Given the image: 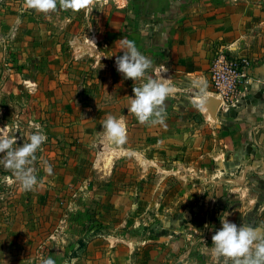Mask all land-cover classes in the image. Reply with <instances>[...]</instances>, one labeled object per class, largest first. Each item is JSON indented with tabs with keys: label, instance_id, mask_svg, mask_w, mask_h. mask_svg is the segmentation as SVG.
<instances>
[{
	"label": "rangeland",
	"instance_id": "rangeland-1",
	"mask_svg": "<svg viewBox=\"0 0 264 264\" xmlns=\"http://www.w3.org/2000/svg\"><path fill=\"white\" fill-rule=\"evenodd\" d=\"M223 1L84 0L75 11L58 4L43 13L24 0H0V134L16 145L35 131L47 137L35 153L31 190L0 165V264H39L47 256L56 264H233L211 253L222 215L264 237V174L253 129L260 114L242 118L249 144L217 128L232 109L256 102L244 97L242 106L240 91L217 119L207 116L195 99L216 97L211 77L202 80L201 96L198 80L181 74L194 67L176 63L167 48L193 6ZM122 37L152 60L143 79L163 71L176 85L163 124L141 123L127 111L141 80L117 71ZM211 42L209 66L225 51ZM107 114L126 122L119 147L104 136ZM249 148L259 158L245 164L247 176L244 166L230 172L215 163Z\"/></svg>",
	"mask_w": 264,
	"mask_h": 264
},
{
	"label": "clouds",
	"instance_id": "clouds-1",
	"mask_svg": "<svg viewBox=\"0 0 264 264\" xmlns=\"http://www.w3.org/2000/svg\"><path fill=\"white\" fill-rule=\"evenodd\" d=\"M83 3L84 0H24L26 8L43 13L55 11L58 4L65 10L75 11ZM120 49L122 54L115 58L117 71L125 80H141L139 85L132 87L133 95H129L127 111L133 113L141 123L163 124L165 100L175 91L176 85L170 77L162 75L163 71L158 78L143 79L153 62L137 48L133 40L120 38ZM194 84L202 96L204 82L194 81ZM101 125L111 146L119 147L126 142V122L123 118L107 114ZM46 139L42 131H35L25 142L16 145L14 137L0 134V165L12 171L15 181L25 191L37 184L35 153ZM44 167L46 172H52V165L47 161ZM221 217V226L215 229L211 237L212 255L229 258L233 264H264V237L259 236L251 226L237 224L224 215ZM39 264H56V261L52 256H47Z\"/></svg>",
	"mask_w": 264,
	"mask_h": 264
},
{
	"label": "crops",
	"instance_id": "crops-1",
	"mask_svg": "<svg viewBox=\"0 0 264 264\" xmlns=\"http://www.w3.org/2000/svg\"><path fill=\"white\" fill-rule=\"evenodd\" d=\"M196 7V8H194ZM195 10L200 12L194 14ZM191 14L185 18L186 24L183 29H179L176 37H171L167 48L176 52V63L194 67L187 69L181 74L193 76L194 79L202 81L210 77V59L213 57V47L206 45L207 41L222 45L225 52L234 58L253 59L251 65L245 71V79L250 83L246 87V92L242 88L239 97L240 104H243L244 97L256 102L248 109H232L230 120L225 123V119H219L224 125L217 126L220 130L227 129L229 135L234 132L233 137L236 144H249L251 141L246 137V123L242 119L246 112L260 114V129H257L260 141V175L264 174V0H224L223 3L211 5L201 4L193 6ZM188 17H191L190 19ZM211 48V49H210ZM215 48V47H214ZM217 48V47H216ZM212 64V63H211ZM170 75V72H169ZM211 80V79H210ZM244 89V90H243ZM230 101V100H229ZM232 101V99H231ZM243 106V105H242ZM245 107V106H244ZM235 115V120L233 117ZM224 117V116H223ZM225 118V117H224ZM238 120V121H237ZM229 126L231 128H228ZM230 129H234L230 132ZM246 137V138H245ZM230 140L232 138H229ZM255 138V141H257ZM224 155L219 156L216 162L219 168L230 172L242 169L243 176H247L250 170L247 162L254 157L249 149H241L232 154L231 161L224 160ZM223 160V161H222ZM257 162V161H255ZM233 175V174H231Z\"/></svg>",
	"mask_w": 264,
	"mask_h": 264
},
{
	"label": "built area",
	"instance_id": "built-area-1",
	"mask_svg": "<svg viewBox=\"0 0 264 264\" xmlns=\"http://www.w3.org/2000/svg\"><path fill=\"white\" fill-rule=\"evenodd\" d=\"M249 66L250 62L246 58H234L225 51L217 54L211 64L210 77L215 95L222 100V105L249 83L244 80Z\"/></svg>",
	"mask_w": 264,
	"mask_h": 264
},
{
	"label": "water",
	"instance_id": "water-1",
	"mask_svg": "<svg viewBox=\"0 0 264 264\" xmlns=\"http://www.w3.org/2000/svg\"><path fill=\"white\" fill-rule=\"evenodd\" d=\"M207 97L208 98L205 100H204L205 97L202 98L203 99L202 105L206 107V109L210 113V117L215 120L217 119L219 109L222 105V100L215 96H207Z\"/></svg>",
	"mask_w": 264,
	"mask_h": 264
},
{
	"label": "bare ground",
	"instance_id": "bare-ground-1",
	"mask_svg": "<svg viewBox=\"0 0 264 264\" xmlns=\"http://www.w3.org/2000/svg\"><path fill=\"white\" fill-rule=\"evenodd\" d=\"M207 98H208V97H205L204 100L207 99ZM195 100L199 101L200 103H201V100H202V103H203V99H198V98H197V99H195ZM205 112H206V115H207V116H210V113L208 112V110L206 109V107H205Z\"/></svg>",
	"mask_w": 264,
	"mask_h": 264
}]
</instances>
